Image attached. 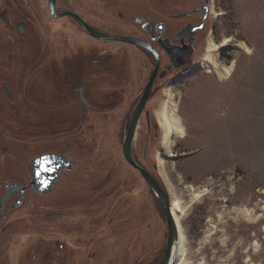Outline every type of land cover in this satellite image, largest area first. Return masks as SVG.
Here are the masks:
<instances>
[{"label": "flooded vegetation", "instance_id": "flooded-vegetation-1", "mask_svg": "<svg viewBox=\"0 0 264 264\" xmlns=\"http://www.w3.org/2000/svg\"><path fill=\"white\" fill-rule=\"evenodd\" d=\"M211 7V0H0V264L160 261L165 247L153 263L143 259L144 185L164 217L161 203L122 145L151 80L130 152L167 191L154 157L156 109L193 73ZM97 122L114 123L129 166L123 177L112 163L89 159ZM132 190L141 231L129 237Z\"/></svg>", "mask_w": 264, "mask_h": 264}, {"label": "rangeland", "instance_id": "rangeland-1", "mask_svg": "<svg viewBox=\"0 0 264 264\" xmlns=\"http://www.w3.org/2000/svg\"><path fill=\"white\" fill-rule=\"evenodd\" d=\"M211 4L193 73L176 86L170 103L181 117L184 133L172 136L169 153L161 146L160 126L154 157L163 182L171 183L187 203L180 224L188 264H264V0H211ZM210 41L217 47L207 61ZM231 62L233 68L223 78L212 70ZM113 130L114 123L97 122L99 142L89 159L94 157L101 166L112 163L115 177H123L129 166L117 151ZM84 179L91 182L90 177ZM185 185L193 190H184ZM203 188L205 193L190 202L192 192ZM134 191L129 194L134 203L126 207L129 237L141 231L137 221L142 213ZM149 198L144 185L143 259L153 263L164 250L167 228L162 212L154 210ZM237 208L243 211L238 213ZM148 225L154 226L150 234ZM149 241L154 249L148 247Z\"/></svg>", "mask_w": 264, "mask_h": 264}, {"label": "bare ground", "instance_id": "bare-ground-1", "mask_svg": "<svg viewBox=\"0 0 264 264\" xmlns=\"http://www.w3.org/2000/svg\"><path fill=\"white\" fill-rule=\"evenodd\" d=\"M217 45L210 41L206 48V53L204 55L205 60L210 61L212 51L215 50ZM233 68V62H231L230 65L225 66L223 68H219L216 65L213 67V72L219 77L223 78L227 76ZM168 97L166 99H163L160 104L158 105L156 109V115L159 122V125L162 128V137H161V146L167 151L171 152V146H172V136L174 134H177L178 136H182L184 133L183 125L181 124V117L179 114L175 113V105H171L170 103H174L173 99L170 98V91H167ZM159 166L162 171H164L165 163L163 160L159 157ZM166 187L168 190L169 195L171 196L170 199V209L172 212V215L174 217V220L176 222L177 227V234L178 239L176 246L172 252L171 256V264H188V258L186 256V247L184 244L185 240V234L180 224V218L182 214L184 213L185 208L187 207V203L183 201L181 196H178L176 194V190L174 186L166 181ZM184 190H193V186H184ZM205 193V189H197L192 192V196L190 198V202L194 199H197L199 196ZM262 210H264V204L261 207ZM238 213L242 212L243 209H236ZM248 213L247 211H245ZM248 216L250 217L251 214L249 213Z\"/></svg>", "mask_w": 264, "mask_h": 264}, {"label": "water", "instance_id": "water-1", "mask_svg": "<svg viewBox=\"0 0 264 264\" xmlns=\"http://www.w3.org/2000/svg\"><path fill=\"white\" fill-rule=\"evenodd\" d=\"M97 34L98 37L101 38H123L119 36H111V35H106L103 33H100L98 31L94 32ZM151 80L148 83L143 96L140 100V102L137 104L135 107L132 117L130 119L129 127L127 134L124 137L123 145H122V152L125 157V159L134 167H136L144 176V179L150 189L152 190L153 194L157 197V199L161 203V207L164 213V218L166 221V227H167V241H166V246L165 250L163 252V255L160 259V261L157 264H171V256L172 252L176 246L177 239H178V234H177V227H176V222L174 220V217L172 215L171 209H170V198L168 197V190L164 189L151 175L150 173L142 168L139 164H137L134 159L132 158L131 152H130V142L133 137L134 129L136 126V122L138 119V115L140 113V110L143 107L144 99L146 97V94L148 92L149 86H150ZM48 155H43L37 158L36 161H43L46 159Z\"/></svg>", "mask_w": 264, "mask_h": 264}]
</instances>
